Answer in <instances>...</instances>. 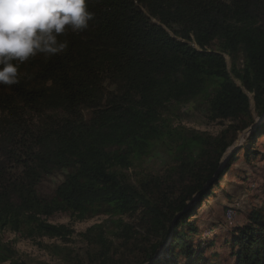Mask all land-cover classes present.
<instances>
[{
	"label": "trees",
	"instance_id": "1",
	"mask_svg": "<svg viewBox=\"0 0 264 264\" xmlns=\"http://www.w3.org/2000/svg\"><path fill=\"white\" fill-rule=\"evenodd\" d=\"M86 3L94 18L59 37L64 52L38 54L20 64L19 83L0 84V264L17 258L5 231L69 241L68 226L49 222L56 214L116 218V239L126 244L134 231L123 217H137L138 235L157 240L139 249L138 264H212L205 254L214 242L193 217L240 156L259 157L253 145L264 120L221 164L253 115L264 113V0ZM194 101L227 127L212 136L174 126L170 107ZM158 148L172 159L180 188L164 177L134 185L124 173ZM55 176L62 182L43 194ZM106 236L101 225L82 235L101 264L113 254ZM222 244L230 264H264V205Z\"/></svg>",
	"mask_w": 264,
	"mask_h": 264
},
{
	"label": "rangeland",
	"instance_id": "2",
	"mask_svg": "<svg viewBox=\"0 0 264 264\" xmlns=\"http://www.w3.org/2000/svg\"><path fill=\"white\" fill-rule=\"evenodd\" d=\"M226 62L230 67L228 57H226ZM253 116L255 120L260 118L255 114ZM168 117L178 128L203 132L212 136L219 134L228 125L226 122L209 121L205 106L200 101L179 106L172 105ZM239 136L236 142L237 147L223 155L221 164H226L231 154L245 142L246 134L241 133ZM253 149L257 150L259 157L249 163L240 156L237 163L231 165L219 181V186L214 191L215 196L205 200L197 210L196 216L193 217V219L196 218L194 223L201 229L203 237L214 242V248L205 254L214 261L212 264H230L229 250L227 246H223V241L232 228L246 222L247 215L252 209L264 205V135L256 140ZM172 167L173 161L165 149L158 148L147 158L133 163L124 173L134 185L149 177H164L170 182L171 188H180L178 184L181 177L172 174ZM60 182H62L61 176L52 177L42 184L40 191L43 194H50ZM195 199L196 197L193 200ZM115 219L108 216H97L76 221L67 214H56L49 219V222L55 225H66L72 230L73 234L67 242L46 238L31 241L5 231L2 238L12 244L17 252V258L14 263L1 264H74L76 261L79 264H101L102 261L97 260L98 251L88 245L82 237L89 228L97 225H101L108 235L107 239L113 241V254L108 261H104L106 264H138L141 260L139 249L148 248V244L156 243V238L149 239L147 236L138 235L136 232L139 221L137 217H123V221L134 231L131 242L126 244L122 242L123 240L116 239L117 230L112 224ZM180 263L183 264V261Z\"/></svg>",
	"mask_w": 264,
	"mask_h": 264
},
{
	"label": "clouds",
	"instance_id": "3",
	"mask_svg": "<svg viewBox=\"0 0 264 264\" xmlns=\"http://www.w3.org/2000/svg\"><path fill=\"white\" fill-rule=\"evenodd\" d=\"M94 14L86 0H0V84L19 83V66L68 47L59 37L82 32Z\"/></svg>",
	"mask_w": 264,
	"mask_h": 264
},
{
	"label": "water",
	"instance_id": "4",
	"mask_svg": "<svg viewBox=\"0 0 264 264\" xmlns=\"http://www.w3.org/2000/svg\"><path fill=\"white\" fill-rule=\"evenodd\" d=\"M263 120H264V113L262 114V116H261L259 119L255 120L254 124H253L251 127H249V128H248L246 131H244L243 133H244V134H247V133H248L249 131H251L255 126H257L258 124H260ZM236 147H237V144L235 143L232 149H235ZM229 151H230V150H228L227 152H229ZM221 171H222V169H220V170H219V173H217V175L214 177L215 180H217L218 175L220 174Z\"/></svg>",
	"mask_w": 264,
	"mask_h": 264
},
{
	"label": "bare ground",
	"instance_id": "5",
	"mask_svg": "<svg viewBox=\"0 0 264 264\" xmlns=\"http://www.w3.org/2000/svg\"><path fill=\"white\" fill-rule=\"evenodd\" d=\"M232 211V210H231ZM231 214V213H230ZM229 217V216H228ZM228 220V219H227ZM231 220V219H230Z\"/></svg>",
	"mask_w": 264,
	"mask_h": 264
}]
</instances>
